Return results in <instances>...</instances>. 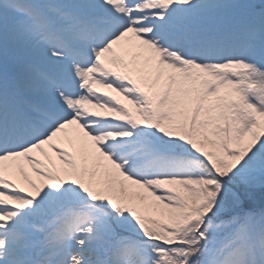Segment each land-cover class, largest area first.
<instances>
[{
  "label": "snow or ice",
  "instance_id": "1",
  "mask_svg": "<svg viewBox=\"0 0 264 264\" xmlns=\"http://www.w3.org/2000/svg\"><path fill=\"white\" fill-rule=\"evenodd\" d=\"M0 264H264V0H0Z\"/></svg>",
  "mask_w": 264,
  "mask_h": 264
}]
</instances>
